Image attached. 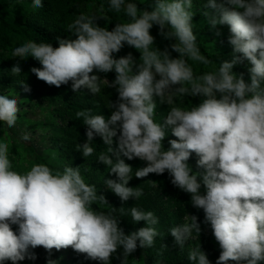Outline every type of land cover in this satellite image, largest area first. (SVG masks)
<instances>
[{
  "label": "clouds",
  "instance_id": "clouds-1",
  "mask_svg": "<svg viewBox=\"0 0 264 264\" xmlns=\"http://www.w3.org/2000/svg\"><path fill=\"white\" fill-rule=\"evenodd\" d=\"M35 8L43 0H32ZM110 9L123 13L128 22L117 23L112 30L100 27L97 17L80 15L68 25L73 38L50 43L24 41L11 57L18 58L11 68L21 75L20 59L32 57L42 67L31 71L38 79L60 87L71 81L73 91L82 88L101 93V81L115 88L118 99L111 104V115L76 113L87 125V142L80 145L84 157L94 153L90 142L102 138L107 154L98 161L110 167L116 179H107V188L122 202L138 199L143 190L129 182L149 174L165 172L171 183L190 194L192 206L202 209L205 222L222 249L215 264H261L264 262V0H205L204 16L216 28L227 25L233 46V59L222 61L212 71L197 74L189 61L209 65L193 31V0H155L151 11L141 10L135 0H108ZM231 6V8L226 7ZM154 25L160 35L173 40V58L155 46L150 34ZM127 44L139 51V60L131 53L115 58ZM246 59L250 82L233 71ZM114 72L115 79H100L94 72ZM159 77V78H157ZM24 84V81L22 82ZM25 91L30 89L25 85ZM200 97L191 108L176 105L178 97ZM157 101L172 105L163 121H156ZM20 111L17 97L0 95V122L13 128ZM177 139L163 141L168 132ZM119 133V135H118ZM118 136L117 146L113 147ZM27 141L30 136L25 134ZM198 157L193 171L188 161ZM114 157V158H113ZM139 158L146 166L133 167L125 159ZM105 197L94 185L86 183L79 167L63 170L46 164H33L26 172L14 170L10 145L0 138V264H19L30 252L43 246L71 248L89 258L111 264L122 249L124 257L137 247L151 248L159 235L158 218L152 211L130 209L132 221L145 226L125 234L120 219L93 207ZM169 230L174 243L184 248L193 233L200 235L196 216ZM12 225H17L14 231ZM189 264H210L201 247L191 250ZM47 264H57L49 259Z\"/></svg>",
  "mask_w": 264,
  "mask_h": 264
},
{
  "label": "trees",
  "instance_id": "trees-1",
  "mask_svg": "<svg viewBox=\"0 0 264 264\" xmlns=\"http://www.w3.org/2000/svg\"><path fill=\"white\" fill-rule=\"evenodd\" d=\"M137 7L141 10L151 11L155 5V0H135ZM44 6L35 8L32 0H0V95L16 94L21 98L19 101L20 111L16 125L21 128L25 125L28 130H36L27 135L30 139L24 141L19 132H10L5 137V133L0 131L3 139L10 145V159L14 170L18 172L28 171L33 164H46L50 168L63 170L66 165L79 167L81 175L86 183L94 185L98 196L103 195L107 203L98 201L93 205L98 211L112 213L120 219V227L125 234H130L145 226V222H133L130 209L136 207L144 211H152L158 218L155 225L159 235L155 238V243L151 248L137 249L129 256L122 255V249L111 258V264H189L187 259L191 250L201 247L210 261L215 264L222 249L216 241L210 224L205 222V214L202 209L192 206L190 194L183 192L171 183V177L167 172L161 175L149 174L144 178H136L129 182L130 187L143 190V195L138 199H129L122 202L121 199L107 188L105 180L116 179L115 174L110 172V167L98 161L101 154H107V146L99 136H94L90 146L94 153L84 157L81 153L80 145L87 142V125L83 124V118H77L76 113L82 110H91L92 114H103L106 117L111 115V104L118 99L115 88L109 87L107 81H101V93L93 94L88 89L82 88L79 92L73 91L71 81L67 85L56 87L49 85L31 71L32 68L42 67L38 60L28 57L20 59L22 67L21 75L11 73L12 66L18 58L11 57L12 50L24 41H35L37 43H50L54 47L58 46V39L75 38L68 31V25L73 23L80 15L97 17L96 23L100 27L112 30L117 23L128 22L122 12L117 13L110 9L108 0H43ZM205 0H193V31L197 35V42L204 54L210 60L209 65L192 64L195 72L200 74L204 71H212L219 67L222 61H231L233 48L229 43L231 33L227 25H218L212 28L204 16ZM231 8V6H227ZM150 34L155 38V46L164 51L167 49L173 58L178 57V53L172 50L173 40L166 39L159 32V26L154 25L150 29ZM132 54L135 60H139L140 53L135 48L127 44L118 52L114 53L115 58ZM224 55H229L226 57ZM233 67L235 73L242 74L246 82H250V63L242 58ZM90 75H98L100 79L108 80L109 83L115 79V73H102L94 70ZM159 78V77H157ZM24 81V84L22 82ZM25 85L30 91H25ZM200 97H178L176 105L191 108L193 104H199ZM172 105L161 104L157 101L155 113L156 121H163ZM46 108L44 110L43 108ZM36 108V109H34ZM34 109V110H33ZM41 111L45 114V120L37 122L32 119L22 122V119L32 112ZM2 125H5L1 122ZM48 127L42 131L40 128ZM119 135V133H118ZM5 137V138H4ZM1 138V137H0ZM177 139L171 132H168L163 141L164 147H170L168 141ZM118 136L114 138L113 147L117 146ZM114 158V157H113ZM125 162L133 167V174L137 168L146 166V162L139 158L127 160ZM198 157L193 153L188 163L193 171H202L197 167ZM188 216H196L197 222L201 226L200 235L193 233L192 238L185 242L184 248L176 246L174 238L169 233L172 227L188 222ZM13 230L17 225H12ZM63 249V248H62ZM52 249L49 253L43 246L30 249L35 256V260L26 258L19 264H47L49 259L57 264H64L61 259V250ZM70 255V264H103L102 261L89 258L86 253H79L69 246L66 248ZM5 264H11L6 261ZM229 264H236L229 261ZM246 264V262H242ZM264 264V262H261Z\"/></svg>",
  "mask_w": 264,
  "mask_h": 264
},
{
  "label": "rangeland",
  "instance_id": "rangeland-1",
  "mask_svg": "<svg viewBox=\"0 0 264 264\" xmlns=\"http://www.w3.org/2000/svg\"><path fill=\"white\" fill-rule=\"evenodd\" d=\"M223 48H228L229 50H231V52L233 51V48H229V47H227L226 45L225 46H223ZM224 56H226V57H229V55H224ZM8 96H15V97H17V99H18V102L20 101V98H21V96L18 94V93H16V94H8ZM34 109H36V108H34ZM33 109V110H34ZM44 110H46L47 111V109L44 107L43 108ZM39 113H40V115H39ZM39 115V118L40 119H38V120H40V121H44L45 120V114H42L41 113V111H36L35 113H33V111L32 112H30L28 115H27V117L26 118H24V119H22V122H21V124L23 123V122H26L27 120H29V119H32V121H36L37 122V116ZM23 125V124H22ZM19 125H15V127H13V128H8L7 127V125L5 124V125H2L1 124V122H0V131L2 130L3 131V133H5L4 135H5V137L7 136V135H9L10 134V132L9 131H11L12 133L13 132H19L22 136H24L25 134H29V133H32L33 132V134L35 135L36 134V130L38 129V127L35 129V132H34V130L33 129H31V132H30V129L28 130L27 128H25V125H23V126H21V128L20 127H18ZM48 127H44V128H40V129H42V131H44V130H46ZM48 130V129H47ZM0 137L1 138H3V136L2 135H0ZM4 137V138H5ZM61 259H62V261L64 262V264H70V262H71V259H70V255L68 254V251L66 250V248H63L62 250H61Z\"/></svg>",
  "mask_w": 264,
  "mask_h": 264
}]
</instances>
